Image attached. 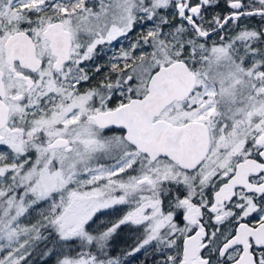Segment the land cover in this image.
I'll use <instances>...</instances> for the list:
<instances>
[{"label":"snow or ice","instance_id":"6c2138e0","mask_svg":"<svg viewBox=\"0 0 264 264\" xmlns=\"http://www.w3.org/2000/svg\"><path fill=\"white\" fill-rule=\"evenodd\" d=\"M214 2L0 0V264H27L40 241L56 264H122L108 248L125 225L144 229L126 256L155 242L158 264H264V30L209 43L264 19V0L206 20ZM139 23L82 90L97 47ZM118 205L130 210L89 231Z\"/></svg>","mask_w":264,"mask_h":264},{"label":"flooded vegetation","instance_id":"af4514ba","mask_svg":"<svg viewBox=\"0 0 264 264\" xmlns=\"http://www.w3.org/2000/svg\"><path fill=\"white\" fill-rule=\"evenodd\" d=\"M192 4L198 2V0H190ZM243 3L247 6L249 0H243ZM258 6V4H257ZM247 10V7H246ZM169 13V19H173L172 11L173 10H163ZM229 7L227 0H215L214 4L211 6H205L203 9V15L206 20H211L213 16L223 17L229 14ZM174 22H179V18L176 17ZM151 25L148 23H139L135 25V27L126 35L119 37L117 40L112 41L110 44L105 43L103 45H99L96 49L95 55L92 60L85 62L83 65L85 69L88 71L90 75V80L84 84L82 87H94L98 85L102 80L105 79L106 75L111 71L110 63L115 62L114 57L119 56L121 50H129L131 48V44L135 43L142 32H145ZM247 28L249 30L262 31L264 30V19L260 16H246L239 20L238 24L230 23L223 32H218V34H213L209 38V43L213 40L219 41L220 36L223 35L226 39L231 38L236 33H238L241 29ZM167 30V29H165ZM257 47L264 48V44L257 43ZM141 51H151V49L143 45L141 42V47H138L135 50L136 55H140ZM122 64V62H121ZM99 66L100 70L97 72L95 69ZM112 78L115 79V74H112ZM91 82H94V85L91 86ZM87 86V87H86ZM83 90V89H82ZM115 102V101H113ZM115 131V130H114ZM165 209H167V202H165ZM130 210L128 205H118L114 206L112 209H108L103 213L97 214L94 217V220L90 222L89 231L98 232L102 231L106 226H108V222L111 220H115L122 215H124L127 211ZM176 222L178 226L183 227L182 215L177 216ZM106 225V226H105ZM143 227L125 225L122 226L120 230L113 237H120L122 242H133V248L136 247L138 241L143 238ZM119 242V241H118ZM131 244V245H132ZM132 248V249H133ZM146 254H141L139 257L143 259L142 263L138 264H148L150 253L156 250V247H152ZM156 254H161V252ZM133 258V256H131Z\"/></svg>","mask_w":264,"mask_h":264},{"label":"trees","instance_id":"16d2710c","mask_svg":"<svg viewBox=\"0 0 264 264\" xmlns=\"http://www.w3.org/2000/svg\"><path fill=\"white\" fill-rule=\"evenodd\" d=\"M94 85V82H91V86ZM106 226V225H105ZM47 232H45V236H47ZM119 241V242H118ZM53 246L50 242L41 241L40 244L34 246L29 255L26 257L27 264H56L57 255H45L44 253L51 249ZM133 244L131 245L128 241L122 242L120 237H112L109 242L108 253L111 257H119L122 261V264H129L131 257L129 259H124L123 257L125 253L132 250ZM64 254L70 256H76L78 252L81 251L78 245H71L65 247L63 250ZM157 251L153 250L149 256L148 264H158V262L162 261L163 254H156Z\"/></svg>","mask_w":264,"mask_h":264},{"label":"rangeland","instance_id":"374dc122","mask_svg":"<svg viewBox=\"0 0 264 264\" xmlns=\"http://www.w3.org/2000/svg\"><path fill=\"white\" fill-rule=\"evenodd\" d=\"M85 86L82 87L81 85V88L83 89ZM87 87V86H86ZM88 88V87H87ZM41 207H44L43 205ZM38 215H37V212L34 210L31 212L30 215H27L25 217L22 218V223L24 224H29V223H35L36 220L38 219ZM41 242V241H40ZM40 242L36 243L34 246L40 244ZM133 242H131L130 244H132ZM33 246V247H34ZM155 246V242H153V244L149 245V246H146L144 249H141V251L135 253L133 256V258L131 256H124L123 258L124 259H129L131 257L132 260H130L129 264H138V263H142L143 262V259L141 257H139L141 254H146V252H148L150 249H153L152 247ZM31 247L29 249V252L30 250L33 248ZM131 251V250H130ZM157 253H159V251H157ZM149 263V262H148Z\"/></svg>","mask_w":264,"mask_h":264},{"label":"water","instance_id":"95a60500","mask_svg":"<svg viewBox=\"0 0 264 264\" xmlns=\"http://www.w3.org/2000/svg\"><path fill=\"white\" fill-rule=\"evenodd\" d=\"M255 16H259V15H255Z\"/></svg>","mask_w":264,"mask_h":264}]
</instances>
